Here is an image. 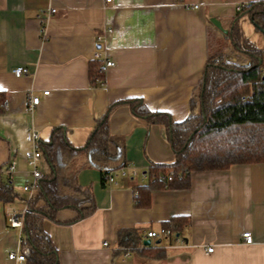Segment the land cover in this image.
I'll return each instance as SVG.
<instances>
[{
	"label": "crops",
	"instance_id": "1",
	"mask_svg": "<svg viewBox=\"0 0 264 264\" xmlns=\"http://www.w3.org/2000/svg\"><path fill=\"white\" fill-rule=\"evenodd\" d=\"M253 1L0 0V178H7L5 163L14 159L11 185L19 194L12 202L0 199V264H15L7 255L21 248L20 228L6 219L23 209L29 195L22 190L31 177L27 132L36 129L42 141L62 126L69 142L82 146L112 102L130 97L176 122L185 120L207 55L222 41L236 6ZM97 33L114 61L103 84L88 74ZM18 66L27 71L15 76ZM30 96L39 97L33 109ZM109 128L123 139L125 159L137 173L103 184L97 168L79 170L78 183L89 187L95 208L72 224L44 219L58 264H264V163L192 171L186 188L165 184L141 193L148 168L171 163L172 148L161 127L137 118L128 104L113 108ZM38 164L42 174L49 172L43 159ZM175 218L186 220L184 245L145 238L146 231H159ZM131 229L141 243L120 248L118 232ZM247 230L251 243L242 237Z\"/></svg>",
	"mask_w": 264,
	"mask_h": 264
},
{
	"label": "trees",
	"instance_id": "2",
	"mask_svg": "<svg viewBox=\"0 0 264 264\" xmlns=\"http://www.w3.org/2000/svg\"><path fill=\"white\" fill-rule=\"evenodd\" d=\"M244 20L262 34L264 41V0L245 4L230 20L222 41L214 43L215 49L206 57L203 76L189 98L185 120L176 122L169 113L151 111L142 99L130 97L112 102L82 146L69 142L62 126L52 128L49 138L40 141L41 159L49 172H43L38 189L26 200L32 212L24 214L20 228V247L26 251L23 264H58L57 250L43 228L44 219L72 224L94 211L92 192L78 183L80 169L97 168L105 184L110 172L127 164L123 139L110 133L109 128V115L120 103L128 104L137 118L158 124L173 151L171 163L148 168L149 182L140 188L141 193L165 184L186 188L192 171L264 163V46L245 35ZM100 66L98 59L90 65L92 82L104 79ZM2 97L0 93V100ZM170 170L171 180L159 177ZM18 196L11 181L0 178V199L12 202ZM185 222L175 218L165 227L181 234ZM118 234L122 249L131 250L141 242L133 229L120 230ZM162 251L154 249L152 254L162 257Z\"/></svg>",
	"mask_w": 264,
	"mask_h": 264
},
{
	"label": "built area",
	"instance_id": "3",
	"mask_svg": "<svg viewBox=\"0 0 264 264\" xmlns=\"http://www.w3.org/2000/svg\"><path fill=\"white\" fill-rule=\"evenodd\" d=\"M111 0H105V2H110ZM198 5L196 4L194 8H196ZM245 4L239 3V5L236 6L235 10L236 12H239ZM55 9L52 8L50 12L54 11ZM104 41V36L101 33H97L94 41V53H93V59L94 60H100L101 61V66L100 70L104 73L109 67H111L114 64V61L108 58L106 50L102 47V43ZM27 71V68L18 66L12 69V72L15 76H20L24 74ZM264 71V70H263ZM264 76V72H263ZM104 79H97L99 83L103 84ZM44 94H48L47 90L43 91ZM39 102V97L38 96H30L28 99V107L29 109H33V106L36 105ZM2 107L7 110L8 109V104L6 100L2 103ZM27 140L30 143V147L27 149L25 152V160L26 163L31 166V177L30 180H28L27 183H25L22 186V190L25 193H28V200L34 192L38 189V182L41 179L42 172L39 169V164L38 162L41 159L42 156V151L40 150V137L38 135V132L36 129H30L27 134ZM5 169L4 172L6 173L7 179L10 181L12 180V175L16 169V164L15 160H9L7 163H5ZM137 173L136 168L131 164L127 163L125 166L119 167L114 169V171L110 172L108 174L107 181L110 184H115L117 181L116 179L118 177H129V176H135ZM173 176V170H170L167 174H160V178L162 180H171ZM139 196L138 190H135L133 192V197L137 199ZM32 210L30 208H27L25 205L23 209L15 214H12L7 217L6 221L8 224L12 227H18L21 228L22 226V218L24 214H29L31 213ZM145 238H157L160 240V238H166L169 240L168 246H174V245H184V239L180 235V233L172 232L170 229L163 227L159 231L156 230H148L145 232ZM244 243H251L252 242V234L250 231H246L242 234ZM141 243V242H140ZM104 244H106V241H104ZM143 244V243H142ZM213 247L208 246L207 247V252H212ZM128 254V253H126ZM7 258L11 261H13L15 264H22L26 260V251L22 248L16 250V251H11L8 253Z\"/></svg>",
	"mask_w": 264,
	"mask_h": 264
},
{
	"label": "rangeland",
	"instance_id": "4",
	"mask_svg": "<svg viewBox=\"0 0 264 264\" xmlns=\"http://www.w3.org/2000/svg\"><path fill=\"white\" fill-rule=\"evenodd\" d=\"M242 28L244 29L245 35L250 37L260 47L264 46L263 36L258 32L248 21L242 22ZM258 32V33H257Z\"/></svg>",
	"mask_w": 264,
	"mask_h": 264
},
{
	"label": "water",
	"instance_id": "5",
	"mask_svg": "<svg viewBox=\"0 0 264 264\" xmlns=\"http://www.w3.org/2000/svg\"><path fill=\"white\" fill-rule=\"evenodd\" d=\"M213 21H214V23H215L217 26L219 25V24L217 23L216 20H213ZM218 27H219V26H218ZM262 79H264V76H262ZM148 242H149V241L147 240V241L144 242V244H145V243H148Z\"/></svg>",
	"mask_w": 264,
	"mask_h": 264
}]
</instances>
